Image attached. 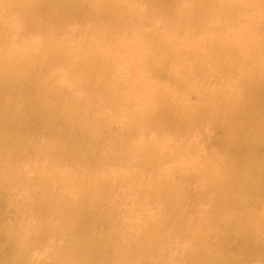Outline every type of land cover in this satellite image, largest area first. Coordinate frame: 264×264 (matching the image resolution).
Returning a JSON list of instances; mask_svg holds the SVG:
<instances>
[{"label":"bare ground","instance_id":"bare-ground-1","mask_svg":"<svg viewBox=\"0 0 264 264\" xmlns=\"http://www.w3.org/2000/svg\"><path fill=\"white\" fill-rule=\"evenodd\" d=\"M4 2L8 7L20 4L23 8L18 15L19 29L15 32L18 36L14 41L20 45L19 51L2 50H7L4 42L12 40L6 37L9 27L0 22V192L19 184L22 174L19 162L27 153L34 175L26 179L27 193L14 194L0 206V264H21L31 257L35 247L44 254L38 261L29 258L28 264H97L98 260L101 264H139L144 247L157 251L156 264H222L229 258L226 245L220 243L222 228L245 235L242 250L246 254L263 251L264 220L256 219L264 215V203L259 199L264 193L261 187L264 153L245 173H233L209 163L194 167V174L191 166L184 164L194 158L198 143H203L199 132L212 123L224 126L222 145L231 154L238 153L249 140H256L264 148V36L247 39V33L236 20L242 11L248 23H264V0H187L183 4L178 0ZM133 2H140L141 6L135 8ZM210 16L215 20L212 23L208 22ZM70 24L77 26L73 29ZM143 26L156 32L148 33L151 45L157 50L163 45L165 49L159 54L151 53V57L139 51L143 55L140 62L120 66L121 58L117 60L113 54L121 50L131 52L135 42L129 36L137 34ZM210 26L220 33L213 37L199 34ZM20 31L22 35L38 34L23 39ZM192 35L198 37L195 45L179 46L193 65L190 69L180 67L178 73L201 75L196 87L207 100L206 105L202 99L196 107L180 106L179 94L160 83H147L149 78H146L148 74L172 71L180 57L164 38L176 37L182 41ZM73 40H78V45ZM70 41L76 47L72 56L67 55ZM105 44L112 55L94 51ZM233 49L237 52L232 58L229 54ZM107 58H111L109 62ZM158 59L162 65H153ZM114 60L118 69L112 67ZM229 63L237 67L233 70ZM47 69L51 70L49 74L45 73ZM229 69L240 74L234 82L229 80L233 72L226 77ZM65 70L68 78L75 76L77 81L68 89L56 80V74ZM114 70V74L109 73ZM204 71L208 72L205 76ZM220 75L225 76L223 80L211 85V76ZM119 87L135 93L122 96L116 91ZM235 110H238L237 119L225 120V115ZM56 119L66 120L71 128L60 130ZM206 120H210L207 125ZM138 131H146L147 135L152 132L154 136L152 139L149 136L150 140L148 137L134 140ZM64 134L74 142L69 154L52 139ZM65 154L68 157L73 154L67 180L53 183L49 177L57 164L66 165ZM109 157H114L127 174H109L96 168ZM172 159L179 164L156 177L159 166ZM189 176L199 178L195 190L204 192L198 200L199 212L207 216L205 221L196 222L190 239L185 233L189 224L185 203L178 193L185 188ZM108 183L127 184L128 193L134 196L127 199L133 206L131 211L122 206H108L102 211L98 219L105 238L95 240L86 233L89 228L86 220L90 218L79 219L76 208L78 203L86 202V195L100 196V186ZM156 183H162L159 200L164 204L155 207L154 217H145V223L134 226L135 230L129 229L128 220L138 210H144L147 200L143 196ZM232 187L251 197L250 205H244L242 201L247 198ZM69 189L83 196L73 198L68 194ZM44 192V201L52 196L61 199L58 207L51 208L53 222L22 219L21 224L11 225L2 218L10 207L16 218H21L20 214L27 213L25 207L35 206L33 198ZM25 204L28 205L24 207ZM71 204L74 206L70 208ZM229 215L234 218V224L226 221ZM173 221L178 223L177 228H171ZM209 229L217 237L214 241L219 243L218 255L206 245L213 240ZM105 246L110 247L104 250Z\"/></svg>","mask_w":264,"mask_h":264},{"label":"rangeland","instance_id":"rangeland-1","mask_svg":"<svg viewBox=\"0 0 264 264\" xmlns=\"http://www.w3.org/2000/svg\"><path fill=\"white\" fill-rule=\"evenodd\" d=\"M187 0H178L179 3L183 4ZM136 7H140L141 3L140 2H133ZM127 6H129V3H126ZM23 8L22 5L18 4L13 7H8L4 0H0V22L3 23L4 25L6 24L9 27V33L6 35L7 38H9L12 41L9 42H4V46L7 47L6 49H2L4 51L12 52V51H19L20 50V45L18 43H15V38L18 36L15 32L19 29L17 26L19 23V12H21V9ZM240 14L239 18H236L237 20V25L241 30H243L245 33H247V39H253V36L261 37L264 36V23H259V22H253V23H248L247 17L244 15L242 11L238 12ZM260 17V16H259ZM156 19V17H155ZM84 20H88V18L85 16ZM214 17L210 16L208 19V22L212 23L214 22ZM248 24H252L255 26L254 28H249ZM70 26L74 29L76 28L77 25L70 24ZM23 31H20L19 35L23 36L21 38H30V36H34V34H38V32H28L26 35H22ZM153 33L155 34L156 32H151V30L143 26L141 27V31H139L137 34H133L132 36H129V39L133 40L135 42V47L132 48L131 52H126L125 50H121L117 52L116 54L111 53V51L107 48V44L102 45L100 47H95L94 51L99 52L101 55H109L113 54L115 56V59L120 60V66H126L127 64L134 65L136 62H140L143 58V55L141 53L147 52L148 56L151 57V53H161L160 50L165 49V47L162 45L160 47L154 48V46L151 45L148 37V33ZM200 33H206L204 35L213 37V35H217L220 33V31H217L214 26H210L207 30H201ZM228 35V34H225ZM237 36V35H236ZM35 37V36H34ZM238 37V36H237ZM188 40H179L176 37H170V38H164L165 41H168L171 43L170 48H172L173 53H177L179 59L175 61V68L174 66L172 67V71H165V72H159V73H153V76L148 74L146 78H149L147 80V83H160L163 86L168 87L172 93L174 94H179L181 96V99L177 101V104L180 106H183L184 104H187L188 106L191 107H196L198 104L201 103L202 99H204V104L205 100H207V97H202V94L198 91L196 86H199V79H202L201 75H190L188 76L184 74H179L178 70L180 67L190 69V65H193V62L189 59L186 58L185 55H188L186 52H182V48L180 46L184 44L185 46H193L197 42V38L195 35L188 36ZM140 40V41H139ZM75 45H78V40H73ZM167 45V43L165 42ZM180 44V46H179ZM75 45L70 44L69 46L71 47V50L67 52L68 56H72L73 50L76 49ZM37 45L35 44V47ZM141 53H140V52ZM236 49H233V52L229 54L232 58L236 57ZM160 56V55H158ZM177 56V57H178ZM193 56L197 58L198 56L193 52ZM176 57V58H177ZM161 58V56H160ZM159 58V59H160ZM175 58V59H176ZM111 58H107V61L109 62ZM159 59L157 62L153 63V65H158L161 66L162 62H159ZM175 59H171L173 62ZM193 60V58H192ZM103 62V61H102ZM171 62V64H172ZM118 64L114 60V65H112L113 69L116 67L118 69ZM232 66V69L234 70L237 67V64H231L229 63V68ZM111 69V67H110ZM232 69H229V72L226 73V77H229L231 73L233 72ZM103 70V69H102ZM51 70L47 69L45 70L46 74H49ZM142 72H144L142 70ZM110 74H114L115 70L112 72H109ZM204 76L208 74V72L204 71ZM225 76H218L214 77L211 76L210 78V83L211 85L213 84L212 82H217L220 83ZM240 74L232 73V77L229 79L230 81L234 82L236 81V78H239ZM56 80L60 83L65 84L64 87L68 89L70 86H73L76 84L75 76H71V78H68L66 76V70L62 71L61 73L56 74ZM209 85V84H208ZM118 93H121V95H127L132 92L135 93L134 91H129L123 87H119L116 90ZM125 97V96H124ZM124 99V98H123ZM56 106H59V104H56ZM208 106V105H207ZM241 107H243V104H240ZM240 111V110H239ZM238 110H235L231 112L229 115H225V120H234L237 119L236 113ZM243 113L242 111H240ZM64 113V111H63ZM60 116V113L57 115ZM206 125L210 123V120L205 121ZM56 124L57 127L60 130H67L71 128V124L68 123L66 120H57L56 119ZM118 126H120L118 124ZM177 131H181L179 127L176 129ZM151 136V139L153 138L154 134L152 132H147L146 131H138L135 133V139H143ZM204 136V138H203ZM224 136H225V130L224 126H222L219 123H212L211 126L208 128L204 127L203 130L199 132L198 137L203 141L202 144H199L196 146V152L194 153V158L189 161L187 160L186 163L184 164V167L186 166H191L190 170L194 171V174H196V171L194 167H202L206 166L209 163L210 164H215V165H220L225 168H228L231 170L233 173H245L248 172L250 167L254 166L257 161H259L262 158V155L264 153V148L263 146L258 143L256 140H249L246 142L241 149L239 150L238 153H233L231 154L228 152L222 144H224ZM53 140H55L59 145L63 147L62 151L67 154L68 151L72 148V145L74 144L72 138L64 134L60 136L59 138L57 136L52 137ZM150 140V139H149ZM207 140V146L205 147L204 142ZM148 141V140H145ZM65 157L66 156L65 154ZM73 154H70L68 157V160L66 162V165L62 164H57L54 167L53 171V176H50L49 179L51 182H59V181H66L67 180V168L71 165H73ZM7 161V160H5ZM31 158L30 154L27 153L23 156V158L19 162V166L22 168V174L19 178V184L13 185L12 189L9 191H1L0 192V206L4 205L6 202L11 199V197L14 194H25L28 191V184L26 182L27 177L33 176L34 175V170L29 167L31 164ZM250 163V165H249ZM5 164V163H3ZM179 162L172 159L170 162H165L163 165L164 166H159V170L155 172L156 177H160L163 175L162 171H167V169H170L172 166L178 165ZM5 170L9 169L6 166H3ZM162 167H164L162 169ZM96 168H101L104 171H107V173H115V174H122L126 175L127 172L124 170L123 166L119 165L114 157H109L105 159L104 161H101L99 164H97ZM162 169V170H161ZM4 170V171H5ZM168 173V172H167ZM166 174V173H164ZM195 179L196 182L195 183ZM199 178H195L193 176H189V179L185 181V188L182 190V192H178L181 197V201L185 203L184 205V211H185V216L186 219L188 220L189 224L185 227V233L187 237L190 239L191 235L195 231L196 228V222L200 219H203L205 221L207 219V216L205 215H200V210H199V205H198V200L204 193L203 191H196V185L198 184ZM127 184H118L115 185L113 183H108L105 186H100L101 189V195L100 196H95V194H88L86 195V202L84 203H78L77 204V214L78 218L85 221L87 218H90L86 220V222H89V228H87L86 233L88 235L92 236L95 238V240H98V238L103 239L105 238V231L103 229V226L101 222L99 221L98 218H100V213L104 211L108 206H113L114 208H120L122 206V209H126L128 211L132 210L131 201L128 202L127 197L132 196L130 195L127 191ZM162 187V183H156L155 185H151L149 187V194L146 196L144 195V200H147V205L144 208L143 211L138 210L135 215V217L130 218L128 220L129 224V229L135 230L136 225L145 223L144 218L149 217L152 218L154 217L157 212L156 208L157 206H162L164 203L159 200V190ZM262 188H264V185H261ZM27 188V189H26ZM34 189H38V187H34ZM231 189H234L237 193H242L243 196L247 199H244L242 203L244 205H250L252 202V198L249 196H245L244 192L240 188L232 187ZM195 190V191H194ZM68 194H70L73 198H76L77 196H83L80 193L74 194V192L69 189ZM210 195V193H208ZM43 196H45V192L41 194L39 197H34L33 198V203L35 206H26L28 204H25L24 207L27 209V213L25 215L20 214L21 218H16L15 214H13L14 209L12 207L7 208L2 215V218L8 222L9 224H21V222H28L30 220H39L41 222H53L54 221V209L51 210V208H54L55 206L58 207V205L61 202V199L58 197L52 196L49 198V201H44ZM71 197V198H72ZM260 201H263L264 203V193L262 196H259ZM151 203H150V202ZM234 206H236V203H233ZM74 206L71 204L69 207L71 208ZM233 213V212H232ZM75 218V217H74ZM23 219V220H22ZM76 220V218H75ZM92 220V221H91ZM155 220V219H154ZM257 222H260L264 220V215H261V219H256ZM157 222V220H155ZM226 221L230 222L231 224L235 223L234 218L229 215L226 217ZM158 223H160L158 221ZM177 222H172L171 223V228L175 227L177 228L178 226ZM210 231L209 234H211L213 240L208 241L206 244L208 249L213 252L214 254H219V243L217 244L214 240L217 239V237L214 236L215 232L212 231V229H209ZM221 235H223L222 241L224 242V246L226 245V248L228 250L229 258L224 260L222 264H264V247L263 251H260L259 253H255L253 251L248 252L247 254L242 250V240L245 238V235L241 234L240 232H233L230 230V228H222ZM233 235V236H230ZM225 236V237H224ZM238 238V239H237ZM239 241L237 244L236 242ZM59 244V242L57 241ZM110 247V246H109ZM108 246L103 247L104 250L109 249ZM44 254V251L39 250L38 247H35L31 251V257L33 260L35 259L38 261L42 255ZM157 251H153L152 248L149 247H144L142 249L141 253V260L139 264H156L157 262ZM29 258H26V260H22L21 264H28L29 263ZM32 261V260H31ZM233 262V263H232ZM164 262L163 264H165ZM97 264H101V260L97 261ZM166 264H171L170 262ZM209 264V263H206Z\"/></svg>","mask_w":264,"mask_h":264}]
</instances>
